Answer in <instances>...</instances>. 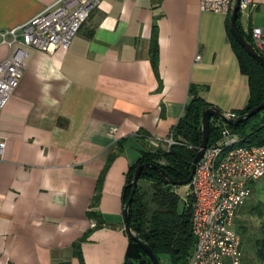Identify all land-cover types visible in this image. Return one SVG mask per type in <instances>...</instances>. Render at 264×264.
Here are the masks:
<instances>
[{
	"label": "crops",
	"instance_id": "obj_1",
	"mask_svg": "<svg viewBox=\"0 0 264 264\" xmlns=\"http://www.w3.org/2000/svg\"><path fill=\"white\" fill-rule=\"evenodd\" d=\"M57 1L0 0V32L30 22ZM228 20L203 12L200 0H103L68 49L29 50L0 116L6 144L0 264H81L74 245L89 230L80 244L84 264L124 263L126 175L153 143L172 135L190 89L227 114L249 104L250 82L228 37ZM240 24L245 33L261 28L264 34V0H254ZM154 27L157 74L150 58ZM9 53L0 38V61ZM90 212L105 224L96 228Z\"/></svg>",
	"mask_w": 264,
	"mask_h": 264
},
{
	"label": "built area",
	"instance_id": "obj_2",
	"mask_svg": "<svg viewBox=\"0 0 264 264\" xmlns=\"http://www.w3.org/2000/svg\"><path fill=\"white\" fill-rule=\"evenodd\" d=\"M102 1L58 0L30 22L0 32L1 43L10 50L0 61V116L20 84L29 50L54 54L59 49H68ZM233 3L234 0H200V8L203 12L229 16ZM253 3L254 0H240V12L245 13ZM252 39L256 50L263 53V30L254 28ZM218 122V126L223 125L220 136L207 146L188 186L185 202L191 197L196 242L187 264H243L237 212L252 196L254 183L264 177V145L246 146L241 136ZM153 144L154 148L164 144L170 149L179 142L171 135ZM5 148L0 138V158Z\"/></svg>",
	"mask_w": 264,
	"mask_h": 264
},
{
	"label": "trees",
	"instance_id": "obj_3",
	"mask_svg": "<svg viewBox=\"0 0 264 264\" xmlns=\"http://www.w3.org/2000/svg\"><path fill=\"white\" fill-rule=\"evenodd\" d=\"M241 12H238L237 24L246 39L253 44L252 34L245 33L240 24ZM228 37L234 52L239 60L240 69L243 74L248 76L250 82V101L248 106L237 112L236 116H244L251 110L259 106L264 101V69L252 57H250L244 48H242L229 29L228 20ZM157 27L153 28L150 58L151 64L158 73L159 65V47H158ZM262 54V53H260ZM263 55V54H262ZM197 93L196 88L190 89V101L186 105L184 115L178 121L172 131L173 137L178 140L179 144L172 146L170 149L159 147L151 149L141 154L138 162L132 166L126 175V184L123 190L124 206L129 201L132 194L133 175L139 166L147 165L140 175V181L148 182L150 191L142 189L139 184L136 194L129 209V220L135 234L147 245L150 246L154 255L157 257L159 264H187L189 257L195 246V236L193 234L191 217H192V199L188 198L182 209H180V200L176 193L175 186L165 185L159 167L166 171L168 176L176 182L186 180L189 177L192 162L202 141L201 119L203 111L208 108ZM218 119L213 118L210 122V136L208 146L215 142L219 136L223 125H217ZM233 133L238 134L244 139L246 146L264 145V112H261L244 123L236 127L226 126ZM122 148V143L118 144ZM193 147L191 149L189 147ZM116 154H110L108 161L100 175L96 193L93 197L92 207L95 209L98 204L99 196L102 191L104 177L112 165ZM246 202L237 212L239 215L257 216L263 220L261 226V237L248 238L246 241L247 231L241 235L243 264H252L253 259L248 258V252L244 249V241L249 249L253 251L255 259L264 263V203L257 205ZM91 220L96 221V228L102 227L105 223L97 212L88 214ZM236 223L239 220L236 219ZM92 233V230L86 232L84 237L74 245L75 254L80 259L81 264L84 260L80 251V244L84 242ZM243 235V236H242ZM164 260L167 263H164ZM146 261V264H153L146 252L136 242L129 240V246L123 264L129 262L138 263Z\"/></svg>",
	"mask_w": 264,
	"mask_h": 264
},
{
	"label": "water",
	"instance_id": "obj_4",
	"mask_svg": "<svg viewBox=\"0 0 264 264\" xmlns=\"http://www.w3.org/2000/svg\"><path fill=\"white\" fill-rule=\"evenodd\" d=\"M239 5H240V0H234L232 10H231V13L229 15L230 32L233 35V37L236 39L238 44L242 48H244L246 53L250 57L254 58L264 69V56L262 54H260L256 50V48L254 47V45L251 44L246 39L245 35L241 32L240 28L238 27L237 19H238V12L240 11ZM263 111H264V101L259 106H257L256 108L251 110L249 113L245 114L244 116H236L233 114H227V113H224L223 111H221L220 109H218L216 107L206 108L202 113V119H201L202 141H201V145H200V147L196 153V156L192 162L189 177L186 180L176 182L168 176V174L166 173L165 170L160 169L159 167L155 166V168L161 172L162 180H163L164 184L168 185V186H175V187H182V186H189L190 185V183L193 179V176L195 174L197 164L200 162V160L202 159V157L204 155L205 150L207 149L208 142H209V136H210V122L213 118H216V119L222 121L224 124H226L228 126L236 127L237 125L246 122L247 120H249L253 116H255V115H257ZM147 167H148L147 165H142L136 169V171L133 175V181H132V188H133L132 194L129 198V201L124 206L123 215H124V222L126 225V231H127L129 239L136 242L137 244H139V246L146 252V254L149 256V258L152 260L153 264H159V261H158L157 257L154 255L150 246L145 244L135 234V232L133 231L132 226L130 224V220H129V209H130V206H131L132 201L134 199V196L136 194V190H137V187L139 184L141 172ZM146 263H147L146 261H140L138 263L129 262L128 264H146Z\"/></svg>",
	"mask_w": 264,
	"mask_h": 264
},
{
	"label": "rangeland",
	"instance_id": "obj_5",
	"mask_svg": "<svg viewBox=\"0 0 264 264\" xmlns=\"http://www.w3.org/2000/svg\"><path fill=\"white\" fill-rule=\"evenodd\" d=\"M254 185L255 186L252 196L247 201L249 202L248 204L251 203L257 205L258 203H264V177L259 181H256ZM139 186L144 190L150 191V185L148 182L140 181ZM175 190L180 200V209H182L189 194V187H176ZM237 220H239V223H236V229L241 234H244V232L247 231L246 241L248 238L261 237V226L263 224V220L261 218L246 214L239 215L237 217ZM246 241H244V249L248 252V258L253 259L252 264H264L255 259L253 251H251V249H249V246L246 245ZM164 263H167V261L164 260Z\"/></svg>",
	"mask_w": 264,
	"mask_h": 264
}]
</instances>
